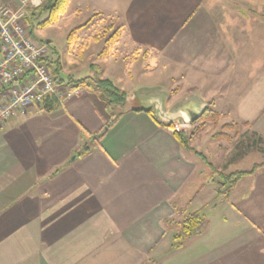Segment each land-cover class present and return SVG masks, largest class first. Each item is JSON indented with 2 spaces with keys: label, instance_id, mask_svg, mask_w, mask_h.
Returning a JSON list of instances; mask_svg holds the SVG:
<instances>
[{
  "label": "crops",
  "instance_id": "1",
  "mask_svg": "<svg viewBox=\"0 0 264 264\" xmlns=\"http://www.w3.org/2000/svg\"><path fill=\"white\" fill-rule=\"evenodd\" d=\"M47 17L29 13L27 24L63 94L62 78L98 75L133 100L83 156L110 118L88 91L0 127V264H264V169L215 202L201 157L155 110H136L149 105L143 90L160 89L168 109L197 95L209 109L263 112V74L240 65L264 47L248 36L264 32V0H69L40 26ZM174 96L185 97L170 105ZM202 211L197 234L172 248L175 223Z\"/></svg>",
  "mask_w": 264,
  "mask_h": 264
},
{
  "label": "built area",
  "instance_id": "2",
  "mask_svg": "<svg viewBox=\"0 0 264 264\" xmlns=\"http://www.w3.org/2000/svg\"><path fill=\"white\" fill-rule=\"evenodd\" d=\"M16 1V8L0 6V127L33 106L42 107L48 95L62 102L74 93L63 94L59 89L45 60L49 49L32 35L27 24L28 10L46 0Z\"/></svg>",
  "mask_w": 264,
  "mask_h": 264
},
{
  "label": "trees",
  "instance_id": "3",
  "mask_svg": "<svg viewBox=\"0 0 264 264\" xmlns=\"http://www.w3.org/2000/svg\"><path fill=\"white\" fill-rule=\"evenodd\" d=\"M68 2L69 0H46L43 5L35 8H30L28 10V15L29 12L30 15H34L36 12H39L41 14L48 12V17L40 24V26L45 27L57 21L61 17V15L65 13ZM48 66L52 71L55 82L57 83V80L61 78L59 66L57 65L56 68H54L50 64H48ZM61 80L62 81L58 82L61 84L66 81V85L70 87V91L85 90L97 96L98 99L103 102L106 111L110 116L103 131L87 137V141L83 143L82 148L77 152V156H83L91 150L92 144H94L95 142H100L106 130L109 129L117 121V119L121 115L122 110L126 109V107L131 102L132 95L121 90L115 85L112 80L101 78L98 75L87 76L80 79L68 77L66 79L62 78ZM60 103L61 102L58 101L55 96L48 95L45 98L42 107L46 112H53L59 108ZM208 112L211 111L207 110L204 114V117L207 116ZM245 124L248 125V122H246ZM232 126L233 125L228 124L225 125V128L232 129ZM174 130V135L181 143V145L191 151H194V153L201 157L202 161L208 168L209 176L207 178L211 179V181H215L214 176H218L220 178L218 182L225 188V191L223 193L226 195V197H228L232 193V191L236 188V186L241 182L242 179L249 176H255L259 170L264 169V136L256 131L252 132V135L256 138L252 139L251 143L252 146L257 147V150L261 152V154L263 155V160L261 162L254 163L252 168L248 170L236 169L233 171H229L231 167L235 165L239 160L244 158L248 152L237 153L228 161L227 165L222 170H218L203 152H199L191 146L190 143L192 142V139L194 137L193 133L191 135H188L185 131H178L176 129ZM203 222V215L200 212H193L183 218L180 222L175 223L176 232L173 237L172 248L182 249L185 246L187 240L197 234Z\"/></svg>",
  "mask_w": 264,
  "mask_h": 264
},
{
  "label": "rangeland",
  "instance_id": "4",
  "mask_svg": "<svg viewBox=\"0 0 264 264\" xmlns=\"http://www.w3.org/2000/svg\"><path fill=\"white\" fill-rule=\"evenodd\" d=\"M7 4H10L15 8L17 7V2L14 0L12 2H8ZM248 36L252 40H259L262 37L264 39V32H249ZM243 49L246 50L245 48ZM246 51H248V53H246V55H249L248 59L245 61L246 63L241 64L240 66L246 67L248 66L247 63H250L251 65H249L250 67L248 70L256 67L259 70V74L262 72L263 76L261 78L263 79L261 84H258L259 87H255L254 92H264V66L263 68L260 66L261 63L264 65V47L256 46L249 48ZM149 72L151 71L149 70ZM240 73L241 79L247 75L246 70H243V68L240 70ZM237 81L239 80L237 79ZM241 81L242 80L239 82L241 83ZM225 82H227V80L217 81V83H221V85ZM245 82L248 84L252 83V85L255 83L252 80ZM184 97L185 96L171 97L169 104L173 105V103L178 102ZM256 98L260 99L261 97L258 95ZM209 110L211 112H208L207 116H203L190 127H180L178 129V131H185L188 135L193 133L194 137L190 144L191 146H194L193 148L195 150L198 149L199 152H203L218 170H222L227 165L228 161L237 153L248 152L246 156L233 165L229 171L236 169L248 170L252 168L254 163L261 162L263 160V155L257 150V147L252 146L251 142L252 139L256 138L252 135L255 122L261 130V133L264 134V111L239 113L237 111L217 110L216 108H208V111ZM246 121L248 122V125L245 124ZM228 124L233 125L232 129L225 128V125ZM214 177L215 181H211L210 179L211 183L215 185V189H217V196L215 195V199H213V201L215 200L216 202L218 199L223 197L228 199L230 195L226 197L223 193L225 188L218 182L220 178L218 176ZM201 213L203 217L207 214H204L205 211H202Z\"/></svg>",
  "mask_w": 264,
  "mask_h": 264
},
{
  "label": "water",
  "instance_id": "5",
  "mask_svg": "<svg viewBox=\"0 0 264 264\" xmlns=\"http://www.w3.org/2000/svg\"><path fill=\"white\" fill-rule=\"evenodd\" d=\"M141 93L142 97L147 99L149 105L136 108V110L147 112L155 110L156 119L168 127H190L200 120L208 110V103L197 95L189 96L168 109L166 107L167 92L160 89H146Z\"/></svg>",
  "mask_w": 264,
  "mask_h": 264
},
{
  "label": "bare ground",
  "instance_id": "6",
  "mask_svg": "<svg viewBox=\"0 0 264 264\" xmlns=\"http://www.w3.org/2000/svg\"><path fill=\"white\" fill-rule=\"evenodd\" d=\"M30 13V12H29Z\"/></svg>",
  "mask_w": 264,
  "mask_h": 264
}]
</instances>
